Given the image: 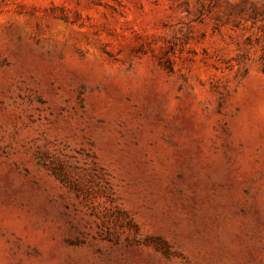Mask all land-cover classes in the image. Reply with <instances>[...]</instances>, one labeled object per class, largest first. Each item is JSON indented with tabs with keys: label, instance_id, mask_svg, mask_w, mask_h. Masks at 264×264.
I'll return each mask as SVG.
<instances>
[{
	"label": "rangeland",
	"instance_id": "rangeland-1",
	"mask_svg": "<svg viewBox=\"0 0 264 264\" xmlns=\"http://www.w3.org/2000/svg\"><path fill=\"white\" fill-rule=\"evenodd\" d=\"M0 264H264V0H0Z\"/></svg>",
	"mask_w": 264,
	"mask_h": 264
}]
</instances>
